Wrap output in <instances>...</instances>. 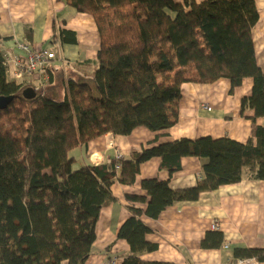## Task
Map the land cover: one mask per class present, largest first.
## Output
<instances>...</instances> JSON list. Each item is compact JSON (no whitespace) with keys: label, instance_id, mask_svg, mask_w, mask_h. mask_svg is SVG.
<instances>
[{"label":"trees","instance_id":"trees-1","mask_svg":"<svg viewBox=\"0 0 264 264\" xmlns=\"http://www.w3.org/2000/svg\"><path fill=\"white\" fill-rule=\"evenodd\" d=\"M61 1L93 20L99 40L94 60L69 70L45 67L40 84L24 76L10 81L1 49L7 39L0 36V98H11L0 110V264H86L100 213L115 201L113 184L133 187L141 164L151 159H159V170L170 177L181 170L183 158L194 157L202 161L194 186L143 179L145 195L127 193L128 215L117 232L129 254L114 264H173L142 257L158 250L147 240L153 231L145 218L157 219L167 207L196 202L243 176L264 181V126L256 124L264 119V73L252 37L255 0ZM51 41L76 45L77 34L53 26ZM221 78L230 82V93L252 80L240 104L241 115L253 111L246 143L208 136L154 140L120 159L93 164L80 158L74 169L79 159L73 150L82 147L86 154L106 134L171 129L179 119L181 85ZM28 89L34 96L27 99ZM222 243V233L210 231L201 247L218 249ZM232 257L263 264L264 249L236 247Z\"/></svg>","mask_w":264,"mask_h":264},{"label":"crops","instance_id":"crops-1","mask_svg":"<svg viewBox=\"0 0 264 264\" xmlns=\"http://www.w3.org/2000/svg\"><path fill=\"white\" fill-rule=\"evenodd\" d=\"M194 1L201 3L205 0ZM255 6L258 21L252 37L256 61L264 73V0H255ZM53 26L74 31L77 44L52 42ZM0 36L7 39L2 42V51L8 49L14 55H23L16 48L19 42L33 48H48L56 56L49 64L55 70L65 67L69 70L76 62L94 60L99 46L93 20L76 13L61 0H0ZM24 77L32 80L33 84H40L38 77ZM251 88V79H244L231 93L230 82L224 78L211 84H182L179 119L174 127L159 133L137 127L128 136L106 134L90 143L86 154L81 156L82 162L91 163L89 156L94 154L100 158L99 162L116 157L117 151L126 155L142 147H150L149 143L154 140L161 144L180 138L208 136L246 143L252 139L249 118L253 111L247 110L241 115L240 104L244 97L250 95ZM256 124L264 126V119H257ZM108 140L115 144L116 149L104 150L103 145ZM201 168V160L186 157L181 160V170L169 177L159 170V159L155 158L141 164L133 187L113 184L111 192L115 201L100 213L96 239L86 264H107L109 260L118 263L122 257L117 256L129 254L127 243L117 238V232L128 215L125 195H145L140 188L143 179L169 178L172 188L192 187L202 175ZM144 221L153 231L147 235V240L158 244L157 251L142 256L147 260L173 264L230 263L233 262L232 250L236 247L264 249V181H249L243 176L237 184L205 193L196 202L173 204L157 219L145 218ZM212 223L219 224L223 243L218 249H204L201 242L207 232H214L210 229ZM225 245L227 249L223 248Z\"/></svg>","mask_w":264,"mask_h":264},{"label":"built area","instance_id":"built-area-1","mask_svg":"<svg viewBox=\"0 0 264 264\" xmlns=\"http://www.w3.org/2000/svg\"><path fill=\"white\" fill-rule=\"evenodd\" d=\"M20 51H22L23 55L18 56L14 55L11 50H9L6 54V63H7V71L15 80L22 79L25 74H29L32 76L38 77L40 82L46 80V77L43 75L42 71L45 67H48L50 62L55 59V54L43 48H33L30 49L25 46L24 43H20L16 46ZM12 66L10 69L9 66ZM42 78V79H40ZM123 155L117 154L116 158L120 159ZM219 224L212 223L210 229L212 231H219ZM224 249L228 247L223 246ZM108 264H114L112 261H109ZM223 264H258L255 258L250 259H233V262L223 263Z\"/></svg>","mask_w":264,"mask_h":264},{"label":"rangeland","instance_id":"rangeland-1","mask_svg":"<svg viewBox=\"0 0 264 264\" xmlns=\"http://www.w3.org/2000/svg\"><path fill=\"white\" fill-rule=\"evenodd\" d=\"M20 43H22V42H19V44ZM25 44V46H27L28 48H30V49H33V47L32 46H30L29 44H26V43H24ZM11 48H13V47H11ZM35 48H43V49H46V50H48V51H50L48 48H44V47H35ZM9 50L7 49L4 53L6 54L7 52H8ZM54 53V52H53ZM56 57V56H55ZM10 67V69L12 68V66L10 65L9 66ZM33 77H36V76H33ZM13 122H12V124H18V122L16 121V119H13L12 120ZM15 121H16V123H15ZM103 137V136H102ZM103 147H104V150H109V149H116V147H115V144L112 142V141H110V140H108L106 143H104V145H103ZM81 150L83 151L82 153H81ZM122 152L121 151H117V154H121ZM71 155L72 156H74V157H76L77 158V163L74 165V169H76V168H78V167H80L79 165H80V163H81V161H80V158H81V156L83 155H85L84 154V149H82V147H78V148H76L75 150H73V152L71 153ZM122 155H124L123 153H122ZM116 158V157H115ZM89 160H90V162L91 163H93V164H99L100 162V158L99 157H97V154H94V155H90L89 156Z\"/></svg>","mask_w":264,"mask_h":264},{"label":"water","instance_id":"water-1","mask_svg":"<svg viewBox=\"0 0 264 264\" xmlns=\"http://www.w3.org/2000/svg\"><path fill=\"white\" fill-rule=\"evenodd\" d=\"M23 96L25 98H31L34 96V92L32 90H25L23 92ZM11 98H0V110H3L6 108V106L8 105V103L10 102Z\"/></svg>","mask_w":264,"mask_h":264},{"label":"clouds","instance_id":"clouds-1","mask_svg":"<svg viewBox=\"0 0 264 264\" xmlns=\"http://www.w3.org/2000/svg\"><path fill=\"white\" fill-rule=\"evenodd\" d=\"M7 76H8L10 79L15 80L14 78L11 77V75L8 73V71H7ZM38 83H39V82H38ZM40 83H41V82H40Z\"/></svg>","mask_w":264,"mask_h":264},{"label":"bare ground","instance_id":"bare-ground-1","mask_svg":"<svg viewBox=\"0 0 264 264\" xmlns=\"http://www.w3.org/2000/svg\"><path fill=\"white\" fill-rule=\"evenodd\" d=\"M113 263H115V261L111 260Z\"/></svg>","mask_w":264,"mask_h":264}]
</instances>
